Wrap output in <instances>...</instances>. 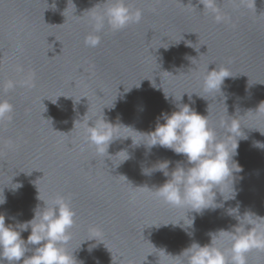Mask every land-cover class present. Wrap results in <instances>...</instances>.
<instances>
[{
  "label": "water",
  "instance_id": "water-1",
  "mask_svg": "<svg viewBox=\"0 0 264 264\" xmlns=\"http://www.w3.org/2000/svg\"><path fill=\"white\" fill-rule=\"evenodd\" d=\"M200 2L126 0L142 12L141 20L119 31L105 23L92 48L84 39L106 0H0V99L14 106L11 120L0 121V199L6 197L0 214L6 224L33 218L36 206H44L36 198L39 189L46 202L63 196L74 210L64 247L77 264H176L168 254L194 241L210 244L209 233H217V247L230 249V236L218 232L238 224L228 215L237 205L241 216L250 211L264 217V149L253 146L264 143V105L258 109L264 102V0H216L219 23ZM217 67L231 77L222 93H206L207 68ZM9 81L14 88L6 89ZM183 104L208 115L230 148L236 141L222 120L237 117L247 137L235 157L243 168L236 198L223 199L230 196L229 182L221 187L223 196L217 192L222 206L202 214L169 205L148 189L169 178L155 171L158 162L171 161L169 172L177 162L188 165L169 149H148L141 143L147 137L138 133L154 130L161 113ZM103 114L116 137L108 155L89 145L81 122L93 126ZM17 183L23 186L14 190ZM193 216V227L172 225L183 220L190 226ZM94 236L97 241H87ZM247 264H264V251H250Z\"/></svg>",
  "mask_w": 264,
  "mask_h": 264
},
{
  "label": "clouds",
  "instance_id": "clouds-1",
  "mask_svg": "<svg viewBox=\"0 0 264 264\" xmlns=\"http://www.w3.org/2000/svg\"><path fill=\"white\" fill-rule=\"evenodd\" d=\"M200 3L203 4L205 10L214 14L217 23L222 22L223 17L217 14L216 0H202ZM52 7L55 8V3ZM141 18L142 12L139 9L133 11L126 0H106L103 13L92 16L94 30L85 37L84 43L88 47H97L101 41L97 33L104 29L105 23L113 31H119L131 23H138ZM229 77L231 75L226 68L217 67L211 71L207 68L203 82L204 91L222 93L224 81ZM14 87L13 81H9L6 85V89ZM130 90L131 88L127 91ZM192 94L191 96L188 94L189 100L192 99ZM165 99H168L166 94ZM223 100L227 109V97L225 96ZM262 105L264 102H261L258 109ZM114 106L113 104L112 107ZM13 111L14 106L8 100L0 99V121H10ZM161 119L163 123H159ZM89 121H81L87 133V142L95 147L98 154L108 155L109 145L116 138L113 132L114 125L104 119V114L103 120L94 122L93 126H89ZM221 127L224 128L227 136L236 141L231 148L224 140L219 139L216 130L209 126L208 115H201L189 104H183L178 106L177 111L170 114L161 113L154 130L147 133L138 132L143 137H147V141L141 143L145 144L148 149L156 146L169 149L176 155L183 156L188 165L177 162L176 167L169 172L171 161L158 162L154 166L155 171H160L169 178L158 187L149 188L147 186L148 189L154 190L155 196L165 203L178 208H186L188 213L202 214L205 210H215L221 207V204H217V192L223 196L221 187L229 182L231 183L230 196L228 199L223 196V199L225 202L229 199L234 200L237 194L235 187L237 174L243 172L242 166L235 157L238 156L240 140L247 139V137L241 131L242 126L237 117H232L231 121L222 120ZM253 146L264 149V143L260 141H256ZM129 158L128 155L124 161ZM142 172L146 174L144 169ZM15 185L17 187L13 188L14 190H19L23 186L21 183ZM36 187L38 189L37 184ZM36 198L42 201L44 206L41 207L39 204L36 206L31 220L18 223L14 227L6 224L5 216L0 214V264H5V261L7 264H77L78 260L74 254L69 253L64 247L71 239L70 229L75 224L76 214L70 203L63 196L46 202L41 198L39 189ZM4 203H6V197L3 195L0 205ZM231 210L228 211V215L236 219L238 224L233 226L231 231L220 230L218 232L221 235L230 236V249L221 250L217 247V233H209L210 244L202 246L194 241L179 254L168 255L176 258V264H247V254L250 251H264V217L257 216L250 211L241 216L239 205ZM194 220L195 217H191L190 226H184L183 220H181L183 224L179 221L172 225L186 230L194 226ZM246 225H251V228L246 229ZM29 229H31L30 234L25 240L22 238V232ZM91 240L97 241V237L94 236L87 241ZM29 246H32L31 255H26L29 252ZM93 247L95 245H91L89 250ZM164 252L166 253L165 250Z\"/></svg>",
  "mask_w": 264,
  "mask_h": 264
}]
</instances>
